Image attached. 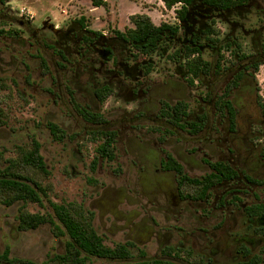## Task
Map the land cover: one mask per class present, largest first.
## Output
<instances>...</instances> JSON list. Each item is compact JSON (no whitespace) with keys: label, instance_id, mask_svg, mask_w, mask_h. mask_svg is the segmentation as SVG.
I'll return each mask as SVG.
<instances>
[{"label":"rangeland","instance_id":"obj_1","mask_svg":"<svg viewBox=\"0 0 264 264\" xmlns=\"http://www.w3.org/2000/svg\"><path fill=\"white\" fill-rule=\"evenodd\" d=\"M199 3L194 4L199 6ZM201 6L197 11L190 7L186 19L179 21L175 13L179 5L169 9L162 0H105L99 7L91 0H0V27L19 32L13 37L0 35V107L5 114V123L0 126V168L7 165V159L16 156L19 146L29 147L32 139H36L49 171L46 176H39L43 185L50 186L48 200L82 209L85 218H91L95 230L109 246L131 241L129 258L115 261L90 257L88 264H133L140 259L153 258L178 264H228L239 258L236 253L241 247L251 254H259L264 264V230H261L264 215L248 210L264 202V169L260 170L262 177L258 186L241 181L230 185L226 209H210V204L218 202L224 188L214 190L206 201L181 199L183 206L191 205L185 208L184 217L177 222L172 212L177 199L176 177L172 174L153 176L147 169L151 155L143 153L146 142L141 140L137 144L141 151L136 152L137 145L128 141L132 134L148 138L138 130L127 131L125 127L129 112L139 104L129 96L127 89L120 90L116 86L117 81L108 72L116 70L126 87L141 78L151 64L150 73L144 76L149 86L158 84L169 77L177 78L179 69L187 70L184 65L187 46H197L200 55L210 60L214 50L211 45L231 42L230 36L234 35L242 44V52L255 55L260 49L264 51V30L260 28L264 26V0H252L241 14L233 13L239 9L229 13ZM141 13L148 15L156 25L177 23L181 31L174 37L166 36L148 55L140 54L131 44L112 43L115 49L109 59H106L109 49L105 46L110 47L111 43L103 42L102 45L97 40L87 44L80 39L84 34L92 37L90 31L103 35H108L112 29L124 31L134 26L131 17ZM80 18H84L86 24L83 28L78 23ZM229 19L239 22L233 34ZM239 25L250 32L261 30L262 35L257 34L253 42ZM33 31H36V38L31 36ZM84 47H89V51L85 52ZM56 50L64 51L66 59L63 60ZM234 52L232 46L223 47L221 51L227 60L233 58ZM255 78L257 100L264 106V64L258 66ZM158 89L152 92L153 96ZM173 94L178 95L177 92ZM141 102L144 103L140 106L148 109L154 106L153 101L142 99ZM75 103L91 112L102 113L110 125L88 123ZM49 122L65 130L64 138L53 137ZM100 128L121 130L113 160L100 155L103 139L95 132ZM149 136L151 139L163 137L157 133ZM168 138L165 150L168 151L167 145H170L183 155L188 161L185 169L193 175L202 174L197 169L191 170L201 158L216 157L225 147L213 131L198 133L191 139L183 132ZM257 139L264 146V134H259ZM152 144L150 150H156ZM154 152L153 165L156 167L158 151ZM123 161L124 166L119 163ZM131 162L137 167L139 176ZM170 186L173 195L147 193L154 189L168 191ZM188 193L195 194V191L188 188L181 191V195ZM48 200L44 198L43 205L19 202L6 207L0 204V252L9 246L10 256L36 262L64 252L68 236H58L49 224L29 231L17 229L16 218L21 210L53 214ZM157 205L159 211L155 209ZM126 221L130 222L126 224ZM140 222L143 223L140 225L142 232L135 228ZM57 224L62 227L58 221Z\"/></svg>","mask_w":264,"mask_h":264},{"label":"flooded vegetation","instance_id":"obj_2","mask_svg":"<svg viewBox=\"0 0 264 264\" xmlns=\"http://www.w3.org/2000/svg\"><path fill=\"white\" fill-rule=\"evenodd\" d=\"M251 4L252 0H248V2L241 7L224 11L232 13L234 9H239L233 13L241 14L242 10H245V8ZM195 5L196 4H192L191 6L192 9L194 7V11L201 9V5L206 6L202 3H199V6ZM232 19L228 20V24H230V28L232 29L231 33L233 34L235 33L236 26L239 22ZM18 23L21 26H24L22 24L23 22L19 21ZM24 27H26V25ZM260 28H263L264 30V26H261ZM240 29L244 34L249 35L253 42L255 39L257 40V34L260 36L262 35L261 30L254 29L250 32V30L243 26H241ZM65 35H67V33ZM31 36L36 38V31L31 32ZM80 39L82 41V37ZM230 40L231 42H225L223 45L215 43L214 45H211V47L214 48V50L211 51L212 59L207 60L200 55L204 61L208 63L207 70H203V65L198 71L196 68H193V72H189L185 69L183 72L182 69H179L180 74L176 76L177 78L169 77L161 83L152 84L151 86H149L150 83H148L146 76H144L146 73H143L141 78L137 79L133 85L123 87L125 84L118 78V72L116 70L108 71L109 73H112V77L117 81L116 86L120 90L127 89L129 96L133 97V100L138 101L139 104V106L132 108L129 112L125 121L127 123L125 125L126 130L128 131V129H130L132 132L138 130V133L142 132L149 138H145L144 136L143 138H138V134H132V136L130 135V137L127 138L128 141H133V143H135L134 146L141 143V140L146 142L143 153L144 155H151V164L147 169L151 171L153 176L159 178V175L172 174L176 177L174 190L177 191V199L173 202L172 212L174 218L177 219V222L184 217L185 208L188 205H191V203H189L183 206L180 203V200H193L189 197H183L184 194L181 195V191L184 188L192 189V187H189L186 183H182L180 176L176 171L167 167L169 158H173L181 164L184 174L189 177H202L207 173L212 172L211 164L216 162H221L225 167L231 168L235 171V176L224 178L225 170H223L221 172V180L212 184L206 193V197L200 199L201 201H206L214 190L224 188L219 195L218 202H212V204H210L211 210L213 208H227L226 206H228L229 201L226 194L230 193V189H232V186L230 187V185H234L238 181H241L253 184V186H258L261 182L260 177L262 176L259 174L261 172L260 170L264 169V146L260 145L257 137L261 133L264 134V112L257 100L258 88L255 72L260 64H264V51H261L260 49L258 54L256 51L255 55H248L240 50L242 44L237 35H234L233 37L230 36ZM113 45L114 44H110L109 55L106 59H109L111 53L114 52L115 48ZM230 46H232L236 52L233 53V58L231 60H227L221 51L223 47ZM199 54L198 51L194 53L192 57L196 58ZM193 61L196 64L197 60L194 59ZM156 88L159 89L156 91V95L153 96L152 92L156 90ZM164 89H168V91ZM173 92H177L178 95L173 94ZM160 94H162L161 98L158 97ZM140 99H144L145 102L153 101L154 106L151 109L140 106L144 103L141 102ZM179 102H182L183 105L176 107V104ZM146 123L148 124L145 126ZM104 124H109V122L107 121ZM192 128L198 131H192ZM111 131L115 132V143H118V136L121 134L120 128ZM209 131H213V133L219 137L218 141L222 142L225 147L222 148L221 151H218L216 157L211 156L210 158H201V162L196 168L191 169L201 171V175H193L190 171L186 170L185 166L186 164L188 165V161H186V158H184L183 155L177 153L176 150H173L170 145H167L169 150H165V142L169 140L168 136L174 137L176 134L183 132L189 139H191L198 133ZM155 133L159 135L161 134L163 137L159 136L157 139H151L149 135ZM256 140L258 142H256ZM152 143H156L157 145L155 146V144L153 145ZM150 144L156 147V150L158 151L156 152V158L158 160L156 167L153 165L154 151L156 150L155 148L150 150ZM139 150L141 151L137 145L135 151L138 152ZM114 158H116V154ZM144 161L146 162L147 160L144 159ZM119 163H122L124 166V161ZM131 164L135 166L133 162H131ZM153 166L154 169L152 170ZM135 168V173L138 175L137 167L135 166ZM207 168L209 171H206ZM121 170L123 173L124 170ZM172 190L173 187L170 186L168 191L159 192V190L154 189L147 193L152 195L158 193L173 195ZM143 193L144 192H140L139 194ZM120 196H117V198ZM149 202L150 200H147V203ZM200 204L204 206L206 203ZM158 207L160 209V206L158 205L155 209L159 211ZM170 211L171 209H167V212ZM130 221H126V224ZM201 221L204 220L201 218ZM154 223L156 222L154 221ZM141 224L143 223H136L135 228L142 232ZM146 230L147 229H145V231ZM201 230H204V228H201ZM152 236H154V234H152ZM126 242L131 241L129 240ZM236 254L239 256V252Z\"/></svg>","mask_w":264,"mask_h":264},{"label":"trees","instance_id":"obj_3","mask_svg":"<svg viewBox=\"0 0 264 264\" xmlns=\"http://www.w3.org/2000/svg\"><path fill=\"white\" fill-rule=\"evenodd\" d=\"M220 11L233 9L245 5L248 0H162L164 5L171 9L179 5L175 9L176 17L179 21H184L192 4L199 2ZM95 7L103 6L105 0H91ZM133 27L124 31L112 29L108 35H103L99 31H90L93 34L90 37L87 34L82 36V41L90 44L99 40V44L118 43L122 45L131 44L138 50L140 54H150L155 48L160 46L162 42L168 38L176 36L181 30L180 25L162 23L156 25L146 14H135L131 17ZM81 28L85 27L84 18L78 20ZM1 26V25H0ZM17 30H5L0 27V35H9L10 37L18 35ZM109 49V46H105ZM85 52L89 51V47H84ZM197 47H186L185 67L189 72H193V68L197 71L203 65V70H207V65L200 54L195 58L192 55L198 52ZM57 54L64 60L66 55L62 50H56ZM178 52H175V56ZM196 59V64L193 61ZM42 64L46 66L44 58L41 59ZM195 65V66H194ZM151 64H148L146 73H150ZM196 75V73H195ZM105 89L109 92L108 88ZM99 95V92H97ZM259 102L264 112L263 104ZM79 113L84 119L93 125H103L107 122L106 118L100 112H91L80 104L75 103ZM179 102L176 107L182 106ZM181 109V108H180ZM4 112L0 107V126L5 123ZM49 130L55 139L61 140L66 135L65 130L54 122L48 123ZM192 131H198L192 128ZM103 139V144L99 147L100 155L108 160L115 157V132L111 130L98 129L95 131ZM7 165L0 168V204L10 207L21 202L38 203L43 205L44 198L49 199L48 194L50 186H45L40 182L39 176H46L49 171L43 156L40 153V143L36 139H32L29 147L19 146L16 156L6 160ZM167 167L175 170L180 176L181 182L186 183L195 194H184L183 197H189L193 200H200L206 197V193L212 184L221 180V172L225 170L224 178H231L236 175L231 168L225 167L221 162L211 164L212 172L202 177H189L183 172L181 164L175 159L169 158ZM227 170V173H226ZM188 195V196H187ZM49 204L53 214H40L22 211L17 215V229L19 231H29L38 228L41 225L49 224L56 229L58 236H68L65 241V250L63 253H55L47 260L36 262L32 259L10 256L11 250L6 246L0 252V264H88L90 257H97L108 260H124L131 256V242L121 243L115 246H109L104 243L103 238L95 230L91 218L87 219L83 215L82 209L73 208V205L58 204L50 200ZM73 208V209H72ZM255 215H264V202L257 203L248 208ZM57 221L62 225L59 226ZM264 230V227H261ZM133 264H177L166 259H140ZM228 264H262V257L259 254H251L250 250L243 247L239 250V258Z\"/></svg>","mask_w":264,"mask_h":264},{"label":"water","instance_id":"obj_4","mask_svg":"<svg viewBox=\"0 0 264 264\" xmlns=\"http://www.w3.org/2000/svg\"><path fill=\"white\" fill-rule=\"evenodd\" d=\"M48 27H51V26H48Z\"/></svg>","mask_w":264,"mask_h":264}]
</instances>
